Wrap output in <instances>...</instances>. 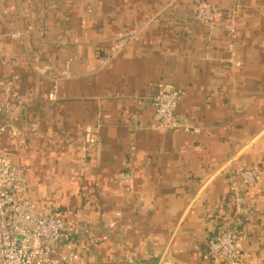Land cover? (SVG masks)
Masks as SVG:
<instances>
[{"label": "crops", "instance_id": "obj_1", "mask_svg": "<svg viewBox=\"0 0 264 264\" xmlns=\"http://www.w3.org/2000/svg\"><path fill=\"white\" fill-rule=\"evenodd\" d=\"M158 83L198 133L156 129ZM13 96L0 151L41 210L81 231L79 264H216L205 252L227 223L242 259L264 263V0H0V97ZM245 170L260 181L244 187Z\"/></svg>", "mask_w": 264, "mask_h": 264}, {"label": "built area", "instance_id": "obj_2", "mask_svg": "<svg viewBox=\"0 0 264 264\" xmlns=\"http://www.w3.org/2000/svg\"><path fill=\"white\" fill-rule=\"evenodd\" d=\"M194 12L197 20L210 22L216 16V10L203 3H196ZM135 33L125 32L114 44L112 56L122 51L134 38ZM111 57L104 58L106 64ZM54 94H50V99ZM152 104L155 111L156 129L185 133H198L186 120L180 119L177 107L181 93L165 83L154 86ZM22 100L0 97V117L12 109L22 106ZM6 127L0 126V134ZM86 141L94 144L92 132L86 134ZM124 179L129 177L122 176ZM240 178L244 187H251L260 181L256 170H245L234 176ZM29 183L17 169L13 157L0 151V264H79L78 249L81 231L72 227L57 210L43 211L32 201ZM234 207L237 213H243L239 188L232 190ZM234 221H237L235 219ZM239 231L236 226L225 225L214 238L206 252L207 260L216 264H250L243 260L238 246ZM264 264V263H258Z\"/></svg>", "mask_w": 264, "mask_h": 264}]
</instances>
